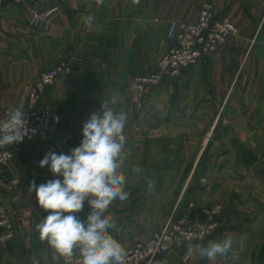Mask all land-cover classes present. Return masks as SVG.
<instances>
[{
  "label": "crops",
  "instance_id": "obj_1",
  "mask_svg": "<svg viewBox=\"0 0 264 264\" xmlns=\"http://www.w3.org/2000/svg\"><path fill=\"white\" fill-rule=\"evenodd\" d=\"M49 4L60 8L43 30L29 26L21 5L0 9V121L41 70L60 62L74 68L43 97L59 121L16 148L0 171V195L21 213L14 219L16 237L0 245V264L62 263L63 258L52 259L53 250L35 230L47 213L28 215L29 199L11 179L39 185L57 178L39 161L50 150L68 154L77 147L83 123L105 107L129 114L130 155L122 171L130 195L108 209L116 224L109 230L114 238L127 249L137 235L157 231L190 201L193 213L222 203L230 207L229 221L249 217V228L223 229L201 244L231 235L236 257L218 258L216 264H264V0L43 2ZM203 5L229 16L239 32L206 62L186 68L176 80L166 78L143 101L132 102L130 80L151 72L167 49L170 21L196 20ZM88 16L94 18L91 29L85 24ZM137 166L143 172L135 173ZM148 179L156 181L154 192ZM256 207L262 210L250 214ZM90 210L85 202L79 217L86 220ZM187 245L173 247L154 264H210L195 255L184 261Z\"/></svg>",
  "mask_w": 264,
  "mask_h": 264
},
{
  "label": "clouds",
  "instance_id": "obj_2",
  "mask_svg": "<svg viewBox=\"0 0 264 264\" xmlns=\"http://www.w3.org/2000/svg\"><path fill=\"white\" fill-rule=\"evenodd\" d=\"M104 0H96L102 5ZM93 17L85 18L91 29ZM107 103V102H106ZM129 114L105 107L93 112L82 125L79 145L69 151H49L39 161L41 168L48 166L55 179L36 184L31 181L28 191L35 193L38 206L47 215L35 225L40 241H46L53 250L52 259L70 258L78 250L81 264H126V247L110 234L116 227L108 213L114 201H126L130 193L126 190L127 177L122 171L129 157L128 136L125 129ZM58 120V118H57ZM28 126L23 105H17L0 122V147L12 146L24 137L21 131ZM135 173L143 172L139 166ZM156 181L147 180L148 188L154 192ZM85 202L90 207L86 220L79 217ZM234 239L225 235L220 240L207 244L188 243V254L207 259L216 264L218 258L225 262L236 257ZM151 264V262H150Z\"/></svg>",
  "mask_w": 264,
  "mask_h": 264
},
{
  "label": "built area",
  "instance_id": "obj_3",
  "mask_svg": "<svg viewBox=\"0 0 264 264\" xmlns=\"http://www.w3.org/2000/svg\"><path fill=\"white\" fill-rule=\"evenodd\" d=\"M34 0H0V9L8 2L27 3ZM60 6L47 8L42 14L33 10L29 20L30 25L37 29H44V16L48 19L58 12ZM239 28L229 16L219 14L211 5H203L196 20L170 21L166 38L169 46L159 57L154 68L147 74L135 75L129 83L128 92L132 102L143 101L147 92L161 84L166 78L178 79L186 68L201 62H206L211 54L220 46L227 43L231 35L237 34ZM74 68L68 62H60L43 69L38 78L23 88V93L29 96L25 111L28 126L21 131L24 139L12 146L0 147V171L7 166L14 156L16 148L29 139H32L40 130L49 129L59 121L50 108L42 102L48 88L62 76H70ZM58 118V120H57ZM11 185L18 191L24 192L29 199L25 212L28 215L35 213L45 214L37 203L35 193H29V185L14 177ZM193 203H190V207ZM224 207L215 204L203 207L200 211L202 218L191 215L189 210L181 211L171 216L157 231L141 233L136 236L133 243L128 246L126 264H154L157 257L167 252L172 244L198 241L212 235L222 225ZM21 215L12 211L0 195V245L16 237L14 219ZM190 254L184 257L188 260ZM82 258L78 250L70 258H63L61 264H81Z\"/></svg>",
  "mask_w": 264,
  "mask_h": 264
},
{
  "label": "rangeland",
  "instance_id": "obj_4",
  "mask_svg": "<svg viewBox=\"0 0 264 264\" xmlns=\"http://www.w3.org/2000/svg\"><path fill=\"white\" fill-rule=\"evenodd\" d=\"M45 0H34V1H30V2H27V3H22V4H18V3H14V4H17V5H21L24 9H25V11L27 12V14H28V24H29V26H31L30 25V19L32 18V16H33V13H32V11L33 10H37V11H39V12H41L42 14H45V13H43V12H45L46 10H47V8H49V7H52V6H54V5H56V4H49V5H43V2H44ZM8 3H12V2H8ZM8 3H6V4H8ZM5 4V5H6ZM4 5V6H5ZM58 5V4H57ZM3 6V7H4ZM60 6V5H59ZM59 11V10H58ZM57 14H58V12H55L54 13V15H52L49 19H48V17H46V16H44V19H43V21H44V25L45 26H48L55 18H56V16H57ZM32 27V26H31ZM32 28H34V27H32ZM46 28V27H45ZM44 28V29H45ZM35 29H37V28H35ZM39 30H43V29H39ZM71 65V64H70ZM48 68V67H47ZM42 71V70H41ZM26 99V100H25ZM28 100H29V96L27 95V94H24V93H21L20 95H18V97H17V100H16V103L18 104V105H20V104H22L23 105V108H24V111H26V109H27V104H28ZM131 100V99H130ZM42 102H43V100H42ZM6 113H7V111H5ZM0 122H2V121H0ZM199 180L201 181V183H204V184H206V183H208V179L206 178V177H203V176H200L199 177ZM190 203H193V206H191L190 207ZM215 204H221V205H223L222 203H214V204H212V205H209V206H204V207H210V206H213V205H215ZM194 206H195V203L193 202V201H190L189 203H188V205L186 206V207H184V208H182L180 211H178L177 213H175V214H173V215H171V216H175V215H177L179 212H181V211H186V210H189L190 212H191V215H193V216H196V217H200V218H202V216H201V214H200V211H201V209L203 208V207H200L198 210H197V212H192V209L194 208ZM223 207H224V211H223V217H222V225L212 234V235H210V236H208V237H206L205 239H201V240H198V241H191V243H202V242H204V241H206L207 239H209V238H211V237H213L215 234H217L220 230H223V229H233V228H240V227H238V226H241V227H246V228H249V223L247 222L248 221V219H249V217H247V218H245L244 220H242L241 222H239V223H235V222H233V221H229L227 218H226V215H227V213H226V211L228 212V210H230V207H228V206H225V205H223ZM260 210H262L261 208H257L256 207V209H254L253 211H251L250 212V214H254V213H259L260 212ZM226 214V215H225ZM170 216V217H171ZM169 217V218H170ZM168 218V219H169ZM168 221V220H167ZM166 221V222H167ZM165 222V223H166ZM164 223V224H165ZM163 224V225H164ZM162 225V226H163ZM159 230V229H158ZM155 232V231H154ZM189 242H184V243H182V244H172L171 245V247H170V249L167 251V252H169L173 247H175V246H181V245H186V244H188ZM130 246V245H129ZM128 248V247H127ZM167 252H165V253H167ZM165 253L164 254H162V255H165ZM161 256V255H160ZM186 256V255H185ZM158 259V257L156 258V260ZM155 260V261H156ZM183 260H184V258H183ZM185 261V260H184ZM187 261V260H186Z\"/></svg>",
  "mask_w": 264,
  "mask_h": 264
}]
</instances>
